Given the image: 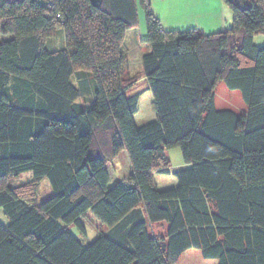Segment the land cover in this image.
Here are the masks:
<instances>
[{"label": "trees", "instance_id": "obj_1", "mask_svg": "<svg viewBox=\"0 0 264 264\" xmlns=\"http://www.w3.org/2000/svg\"><path fill=\"white\" fill-rule=\"evenodd\" d=\"M222 1L231 26L203 35L164 30L149 0H0V264H178L190 249L218 264H264V46L253 44L264 0ZM138 8L156 112L139 128V94L126 96L137 78L123 77ZM82 71L94 81L89 103L71 83ZM218 82L240 93L246 113L216 108ZM174 147L186 168L158 191L152 175L170 174ZM121 152L130 170L112 184ZM25 172L33 178L10 183ZM42 178L52 195L38 203ZM88 215L109 233L84 246L72 228L84 234ZM162 222L165 244L149 232Z\"/></svg>", "mask_w": 264, "mask_h": 264}, {"label": "rangeland", "instance_id": "obj_2", "mask_svg": "<svg viewBox=\"0 0 264 264\" xmlns=\"http://www.w3.org/2000/svg\"><path fill=\"white\" fill-rule=\"evenodd\" d=\"M139 23L137 27L133 30H130L128 33V39L124 47L125 52V62H124V71L123 77L125 79H131L133 77L137 78L136 84L126 90V96L132 97L134 95L140 94V99L137 103V111L134 115V124L137 128L142 127L143 125L152 122L156 119V112L154 111L153 97L151 93L146 90L147 83L143 78L142 74V64L141 57L147 52L146 43L142 42L139 38L146 37V25H145V15L142 9H139ZM134 31L137 35V43L131 44L130 39L134 34ZM0 39H6L3 35L0 34ZM50 42L54 46L59 47V45L64 46V32L63 30H58L55 37L51 39ZM253 44L262 47L264 46V35L258 34L253 38ZM78 74H84L83 76L78 77L75 73L71 78V83L80 89L81 91V100L79 102L89 103L93 101V89L94 81L91 74L87 72H79ZM20 83L16 80L10 78L7 89L12 99H16L17 96L14 94V89L19 87ZM215 104L218 109H234L240 111L244 106V102L241 98V95L238 91L228 90L223 82H218L215 87ZM241 112V111H240ZM165 157L168 162V168L170 171L169 175H161L153 173L152 179L155 184V187L158 191H163L166 189L173 188L177 185V179L174 176V173L185 169L186 165L183 162L182 153L178 147H174L166 150ZM109 172L111 173L112 183L115 180L122 181L124 180L129 173V162L126 156V153L121 152L117 158L109 165ZM33 175L31 172H25L17 178L10 179L12 185H21L25 182L31 180ZM52 191L49 186V182L46 178H42L39 181V191H38V203L51 197ZM7 221L3 210L0 209V222L5 223ZM161 225H149L150 233H157L158 238L161 239L162 243L166 242L165 230H167V224L162 222ZM82 225L84 226L85 233L82 234L76 228H72V232L75 234L82 245L86 246L90 242L94 241L99 235H107L109 233V228L106 226H100L96 224L91 216H86L82 219ZM165 226V228H164ZM112 231H110L111 233ZM178 264H218L216 260H205L202 258L199 250L190 249L187 250L181 257Z\"/></svg>", "mask_w": 264, "mask_h": 264}, {"label": "crops", "instance_id": "obj_3", "mask_svg": "<svg viewBox=\"0 0 264 264\" xmlns=\"http://www.w3.org/2000/svg\"><path fill=\"white\" fill-rule=\"evenodd\" d=\"M149 3L154 16L159 20L162 28L166 31L182 32L193 29L199 31L203 35H210L227 30L231 26L233 20L232 12L222 0H149ZM139 9L141 8H138V19ZM129 32L130 30H128L126 33L123 43L124 47L127 42ZM141 36L142 38L139 39L144 42L146 37H143V35ZM129 39L131 44L137 43L138 39L135 31ZM146 47L148 52L149 46L147 43ZM139 99L140 94L138 97V101ZM229 110H232L237 114H244L246 113L247 108L245 105L240 110L241 112H238L234 109ZM109 175L111 179L110 172ZM113 183H121V181L115 180ZM1 224L4 226L7 225V221ZM153 225L161 224L157 223Z\"/></svg>", "mask_w": 264, "mask_h": 264}]
</instances>
